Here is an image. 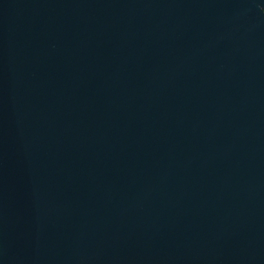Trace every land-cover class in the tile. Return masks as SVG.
<instances>
[{"label": "water", "instance_id": "95a60500", "mask_svg": "<svg viewBox=\"0 0 264 264\" xmlns=\"http://www.w3.org/2000/svg\"><path fill=\"white\" fill-rule=\"evenodd\" d=\"M0 264H264V0H0Z\"/></svg>", "mask_w": 264, "mask_h": 264}]
</instances>
